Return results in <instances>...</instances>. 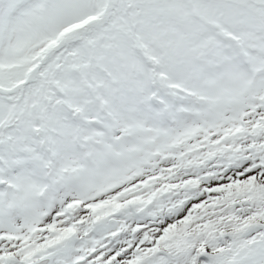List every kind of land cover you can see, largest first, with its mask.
I'll list each match as a JSON object with an SVG mask.
<instances>
[{"label":"snow or ice","instance_id":"6c2138e0","mask_svg":"<svg viewBox=\"0 0 264 264\" xmlns=\"http://www.w3.org/2000/svg\"><path fill=\"white\" fill-rule=\"evenodd\" d=\"M0 264H264V0H0Z\"/></svg>","mask_w":264,"mask_h":264}]
</instances>
